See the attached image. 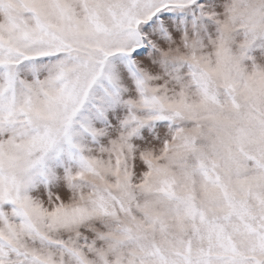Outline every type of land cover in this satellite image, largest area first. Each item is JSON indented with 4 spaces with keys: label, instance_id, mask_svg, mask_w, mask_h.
Here are the masks:
<instances>
[{
    "label": "snow or ice",
    "instance_id": "obj_1",
    "mask_svg": "<svg viewBox=\"0 0 264 264\" xmlns=\"http://www.w3.org/2000/svg\"><path fill=\"white\" fill-rule=\"evenodd\" d=\"M0 264H264V0H0Z\"/></svg>",
    "mask_w": 264,
    "mask_h": 264
}]
</instances>
